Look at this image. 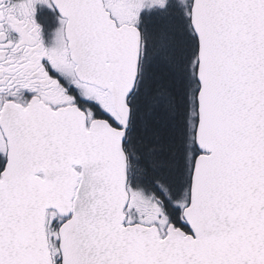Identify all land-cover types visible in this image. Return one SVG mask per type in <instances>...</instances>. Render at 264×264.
Instances as JSON below:
<instances>
[{
	"label": "snow or ice",
	"instance_id": "snow-or-ice-1",
	"mask_svg": "<svg viewBox=\"0 0 264 264\" xmlns=\"http://www.w3.org/2000/svg\"><path fill=\"white\" fill-rule=\"evenodd\" d=\"M0 264H264V0H0Z\"/></svg>",
	"mask_w": 264,
	"mask_h": 264
}]
</instances>
